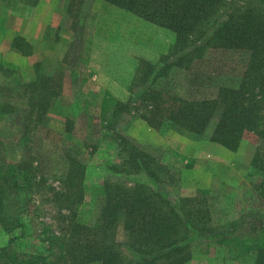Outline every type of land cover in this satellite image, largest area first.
<instances>
[{
  "label": "trees",
  "instance_id": "obj_1",
  "mask_svg": "<svg viewBox=\"0 0 264 264\" xmlns=\"http://www.w3.org/2000/svg\"><path fill=\"white\" fill-rule=\"evenodd\" d=\"M106 1L172 29L179 49L169 59L149 62L135 99L132 102L119 99L114 105H108L107 110L104 107L101 118L110 123L111 118L134 103L138 110L146 109L140 116L149 126L164 134L196 133L233 151L246 136L256 137L258 144L251 166L260 177L256 192L264 201V0L260 3L263 7L246 0L244 5L227 10L225 15L219 14L223 0ZM16 2L33 6L39 0ZM12 45L24 55L32 54L34 49L21 34L14 37ZM212 49L223 54L218 59L224 63L215 60L216 66L205 79L206 72L194 69V64H202ZM237 58L243 61L239 69L235 67ZM39 64L43 67L42 62L36 65L39 67ZM177 68L180 70L176 72ZM41 70H37L35 79L28 83L34 96L28 97L31 108L27 124L44 120L61 98L62 83L53 81L52 75ZM175 73L183 82L173 87L164 85L160 77ZM2 89L1 86L0 227L7 233L19 229L22 236L29 224L22 216L30 214L26 203L33 200L31 193L37 192L33 191L34 184L40 188L43 181L31 174L32 161L28 163L25 157L17 159L10 155L5 142L12 135L6 137L2 126H13L11 115L18 107L12 101L1 99ZM64 124L63 134L65 131L71 134L75 125L67 114ZM27 132L26 128L16 137L23 146L28 145ZM117 136L118 163L111 165V170L119 176L112 174L114 176L96 185L95 198L101 201L96 218L90 223L72 221L74 207L83 201L86 192V165L81 157L84 150L74 146L64 153L55 148L52 155L56 158V176L64 189L58 190L52 185V200L65 198V202L53 216L58 224H43L41 237L48 244L47 253L29 252L19 259L18 254L4 247L0 248V264H4L3 259L8 260L5 264H89L94 261L102 264H185L189 260L188 240L193 235L214 232L216 228L206 227L207 223L199 220L205 217L203 209L182 208L184 200L174 202L161 190L164 176L170 172L167 163L131 144L127 137ZM24 151H27L26 146ZM72 189L77 193L75 197ZM15 205L22 207L20 212H14ZM253 218L254 221L250 220L255 234L252 252L255 264H264V209ZM220 232L222 235L226 231ZM19 237V233L13 236L10 244Z\"/></svg>",
  "mask_w": 264,
  "mask_h": 264
},
{
  "label": "rangeland",
  "instance_id": "obj_2",
  "mask_svg": "<svg viewBox=\"0 0 264 264\" xmlns=\"http://www.w3.org/2000/svg\"><path fill=\"white\" fill-rule=\"evenodd\" d=\"M44 1L45 8L40 12L43 10L44 16L48 15L45 28L37 35L35 31L34 44L30 41L34 52L28 59L12 53L13 39L19 33L9 27L11 17H0L1 99L12 101L18 107L11 115L13 126H2L6 137L12 135L5 143L10 155L17 159L25 157L28 163L32 161L31 174L43 181L40 188L34 184L33 191L37 192H32L33 200L26 203L30 214L22 215L29 223L26 234L21 236L18 229L0 237V248H8L18 254L19 259L29 252L47 253L48 244L41 237L43 224L56 226L58 220L53 216L65 202V198L52 200V185L58 190L64 189L56 176V158L52 155L55 148L64 153L74 146L84 150L81 157L86 165V192L83 201L74 207L77 213H73L72 221L92 222L101 205L95 198L96 185L105 178L119 176L111 170V165L118 163L116 137L118 139L119 134L167 163L170 172L164 176L161 190L174 202L184 200L182 208L203 209L205 217H199V220L207 223L206 227L216 228L214 232L193 235L188 240L186 252L190 257L185 264H255L252 252L255 234L251 221L264 209V201L256 192L260 177L251 166L258 144L256 137L246 136L233 151L196 133L164 134L149 126L140 116L146 109L138 110L134 103L111 118L110 123L101 118L104 107L107 110L108 105H114L119 99L126 102L135 99L149 62L174 56L179 49L175 45V32L106 0ZM247 1H254L256 5L262 2ZM245 3L246 0H223L219 14L225 15L227 10ZM22 5L16 0H0V13ZM222 57L220 51L212 49L202 64H194V69L206 72L203 77L206 79L216 61L221 60L218 58ZM38 62H42L43 67L40 64L38 67ZM242 63L237 58L236 69L241 68ZM225 67L231 69L234 66ZM37 70L52 75L55 82L60 81L62 94L44 120L27 124L31 108L28 97L34 96L28 83L35 79ZM160 79L170 87L183 82L178 73ZM65 114L75 125L71 134L65 131L66 136L62 132ZM26 128L29 132L26 133L25 152V146L16 137ZM21 209L15 205L14 212ZM222 229L229 232L221 235ZM18 233L20 237L10 244L11 238ZM120 236H124L121 228ZM7 261L1 260L4 264Z\"/></svg>",
  "mask_w": 264,
  "mask_h": 264
},
{
  "label": "crops",
  "instance_id": "obj_3",
  "mask_svg": "<svg viewBox=\"0 0 264 264\" xmlns=\"http://www.w3.org/2000/svg\"><path fill=\"white\" fill-rule=\"evenodd\" d=\"M44 0H39L38 4L30 6V5H22L21 8H12L5 13H0V17H11L9 21V27L14 31L18 32L19 34L26 37L29 41H35L34 35L36 31V35L38 31H43L45 28V18L48 17L44 16ZM42 12H40V10ZM40 12V13H39ZM4 14V15H3ZM50 16V15H49ZM38 17H40L38 19ZM21 26V29H20ZM34 38V40H33ZM33 43V42H32ZM34 44V43H33ZM12 53H14L18 57L26 58L31 57V55H24L18 49L11 47ZM34 52V51H33ZM9 233L3 231L0 227V237H3ZM1 246V245H0Z\"/></svg>",
  "mask_w": 264,
  "mask_h": 264
}]
</instances>
